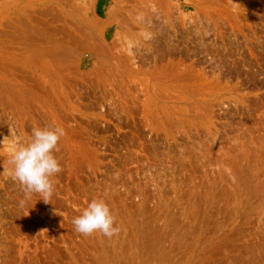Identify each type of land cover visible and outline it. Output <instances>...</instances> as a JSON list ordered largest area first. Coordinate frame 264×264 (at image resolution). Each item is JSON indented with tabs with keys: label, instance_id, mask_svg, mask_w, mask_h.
Returning <instances> with one entry per match:
<instances>
[{
	"label": "rangeland",
	"instance_id": "1",
	"mask_svg": "<svg viewBox=\"0 0 264 264\" xmlns=\"http://www.w3.org/2000/svg\"><path fill=\"white\" fill-rule=\"evenodd\" d=\"M55 126L45 203L8 161ZM0 264H264V0H0Z\"/></svg>",
	"mask_w": 264,
	"mask_h": 264
},
{
	"label": "clouds",
	"instance_id": "2",
	"mask_svg": "<svg viewBox=\"0 0 264 264\" xmlns=\"http://www.w3.org/2000/svg\"><path fill=\"white\" fill-rule=\"evenodd\" d=\"M65 135V129L60 126L35 127L32 129L30 143L13 142L8 163L13 165L14 179L19 181L27 193L41 195L45 203L54 194L52 177L63 171L55 152L59 150L58 144ZM72 223L76 232L83 236L98 232L112 238L120 231L115 215L102 198L90 201L83 213L75 217Z\"/></svg>",
	"mask_w": 264,
	"mask_h": 264
},
{
	"label": "bare ground",
	"instance_id": "3",
	"mask_svg": "<svg viewBox=\"0 0 264 264\" xmlns=\"http://www.w3.org/2000/svg\"><path fill=\"white\" fill-rule=\"evenodd\" d=\"M177 87V86H176ZM183 89V88H182ZM162 99V98H161ZM167 101V100H166Z\"/></svg>",
	"mask_w": 264,
	"mask_h": 264
}]
</instances>
